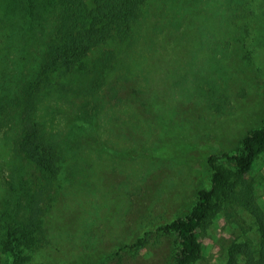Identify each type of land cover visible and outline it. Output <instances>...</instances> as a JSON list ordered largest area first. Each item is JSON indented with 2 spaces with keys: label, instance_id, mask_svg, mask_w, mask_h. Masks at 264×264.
<instances>
[{
  "label": "rangeland",
  "instance_id": "rangeland-1",
  "mask_svg": "<svg viewBox=\"0 0 264 264\" xmlns=\"http://www.w3.org/2000/svg\"><path fill=\"white\" fill-rule=\"evenodd\" d=\"M135 23L68 72L80 93L56 84L38 95L35 128L55 173H26L28 118L0 123V211L36 221L25 264H172L177 241L160 228L210 187L208 157L239 152L263 124L264 0H147ZM245 176L264 210V150ZM4 231L0 221L1 243ZM198 234L195 264H225L232 241L258 232L250 212L224 205ZM1 243L0 259L13 263Z\"/></svg>",
  "mask_w": 264,
  "mask_h": 264
},
{
  "label": "trees",
  "instance_id": "trees-1",
  "mask_svg": "<svg viewBox=\"0 0 264 264\" xmlns=\"http://www.w3.org/2000/svg\"><path fill=\"white\" fill-rule=\"evenodd\" d=\"M146 1L0 0V123L10 119L11 113L18 119L21 115L28 118L30 131L23 134L18 146L29 169L26 173L33 172L34 177L37 171H57L55 151L45 135L35 128L33 112L38 95L56 84H64L61 91L80 93L72 84L73 80L77 81L76 76L71 79L69 76L73 75L68 72L83 68L89 52L108 43L115 31L122 29L126 35L132 32ZM99 75L107 77L108 72L103 70ZM263 150L264 121L260 128L244 136L239 152L208 157L212 169L210 187L199 190L190 212L160 228L173 234L177 241L172 264H195L202 254L198 229L210 220L213 210L224 205L250 212L258 232L256 240L232 241L225 264H239L242 259L246 264H264V210L256 201L253 181L245 176ZM222 157L234 164L235 172L222 164ZM13 174H17L15 180L20 183L22 172L16 166ZM22 191L17 185L14 198L18 200ZM5 208L0 211V221L7 239L0 242L1 248L15 257L13 263L0 259V264H25L22 249L36 241V221L31 217L17 221L11 210Z\"/></svg>",
  "mask_w": 264,
  "mask_h": 264
}]
</instances>
